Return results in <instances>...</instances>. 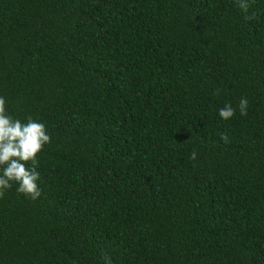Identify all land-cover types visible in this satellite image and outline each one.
I'll list each match as a JSON object with an SVG mask.
<instances>
[{
  "label": "trees",
  "instance_id": "16d2710c",
  "mask_svg": "<svg viewBox=\"0 0 264 264\" xmlns=\"http://www.w3.org/2000/svg\"><path fill=\"white\" fill-rule=\"evenodd\" d=\"M249 3L0 0V96L51 137L41 196L0 199V264H264V0Z\"/></svg>",
  "mask_w": 264,
  "mask_h": 264
},
{
  "label": "clouds",
  "instance_id": "9594fccd",
  "mask_svg": "<svg viewBox=\"0 0 264 264\" xmlns=\"http://www.w3.org/2000/svg\"><path fill=\"white\" fill-rule=\"evenodd\" d=\"M237 5L245 14L251 7L249 0H237ZM245 19L251 17L245 15ZM248 103L247 98L239 101L241 116H247ZM235 113L236 109L230 103L219 110V116L225 121L233 118ZM220 138L228 142L226 134H221ZM50 143L51 137L43 123L32 117H28L26 122L14 118L8 113L6 99L0 96V199L14 184L18 185L17 192L27 198L36 200L41 196L37 167L40 155ZM196 157L194 150L191 158L195 160ZM105 259L107 264H111L110 258Z\"/></svg>",
  "mask_w": 264,
  "mask_h": 264
}]
</instances>
